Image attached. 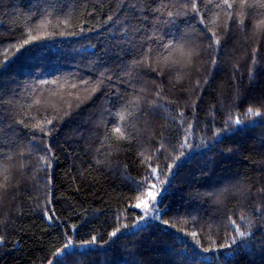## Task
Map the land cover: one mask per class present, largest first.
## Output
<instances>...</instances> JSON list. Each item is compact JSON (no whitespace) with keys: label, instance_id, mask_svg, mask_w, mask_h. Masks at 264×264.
Segmentation results:
<instances>
[{"label":"trees","instance_id":"16d2710c","mask_svg":"<svg viewBox=\"0 0 264 264\" xmlns=\"http://www.w3.org/2000/svg\"><path fill=\"white\" fill-rule=\"evenodd\" d=\"M184 2L0 0V264H264V0H198L218 48ZM146 176L158 212L132 228ZM229 218L251 235L226 248Z\"/></svg>","mask_w":264,"mask_h":264},{"label":"snow or ice","instance_id":"6c2138e0","mask_svg":"<svg viewBox=\"0 0 264 264\" xmlns=\"http://www.w3.org/2000/svg\"><path fill=\"white\" fill-rule=\"evenodd\" d=\"M122 3H125L126 0H121ZM209 3H212V0H208ZM236 3V0H218V2L215 3V8L217 9H221L222 11H224V14L226 17L228 18H231L232 15H233V7H234V4ZM244 3H245V0H240L239 2V7H243L244 6ZM163 7H167V5H162ZM184 9H186L187 11L189 12H192V13H195L196 15H198L200 17L199 19V23L200 24H203L205 26V29H206V32L205 33H201L202 35L205 36V38L209 41V44H208V48H218V46L220 45V38L219 36L217 35V32L212 29V28H209L208 27V24H215L219 18V15L220 13L217 12L214 14V17L210 20L205 21V17L204 15H202L200 13V5L198 3V0H185V2L181 5ZM128 7L135 10L137 9V3H128ZM144 7L145 9L147 8V3L145 2L144 4ZM260 7L261 8H264V3L260 4ZM154 11L156 12H160L161 11V8L160 7H156L153 9ZM181 13L180 12H173L171 10H169L167 12V16L168 17H173L175 15H180ZM146 19V17H145ZM108 20H112V17L109 16L108 17ZM240 23L242 24L243 23V20L241 19ZM262 23H264V21H262ZM135 31H139L138 28L134 29ZM207 33H210V35H207ZM30 39L32 40H35V39H39V36H32ZM30 42V40H25L24 41V44H28ZM21 47H23V45H21ZM166 47H170L169 46H166ZM183 51V50H181ZM189 56L191 55V52L187 53ZM167 59V58H165ZM142 61H134L133 63H140ZM213 63H215V60L212 61ZM253 63H255V60L253 61ZM157 97L160 96V93L157 92L156 93ZM153 106H158V107H161L163 108L164 106L163 105H157L156 104V101H153L152 102ZM133 115V112L128 110V109H125L124 111H122L120 114H119V119L121 121H125L127 120L128 116H131ZM183 113L181 112L180 113V117L183 118ZM261 115H264L262 114L259 110H253V108H248L247 112L245 113V116H255V117H259ZM173 120L176 119V117H171ZM229 122H231L232 124H235V125H242V120L240 117H236L235 119L232 118V116L230 115L229 116V119L228 121H225L226 124H228ZM48 124H51L52 122L49 120L47 121ZM183 124H184V121L183 119H181V126L183 127ZM34 127L36 128H40L41 131H43V127L40 125V124H37V125H34ZM191 129H192V125L189 123L187 124L186 127L183 128L184 132H185V136H184V140H183V143L180 145L181 148H184V147H187L189 146V136L191 135ZM112 135L115 137V139L117 140H125V139H130L131 136L130 134H126V131L125 130H122V128L120 126H117L115 127L113 130H112ZM217 136L219 135V133L216 134ZM164 148V145L163 143L161 144L160 148L157 149V151H161L162 149ZM141 155H143V153H141ZM181 155H183V153H181ZM9 159H11L12 157L9 156L8 157ZM152 159V157H146L145 160H150ZM177 159H179V157H177ZM40 161H43L44 164H46L47 166H50V160L46 157V156H41L39 158ZM143 162V161H142ZM24 165L22 164L21 167H23ZM7 169H3V170H0V176H3V179L4 181L6 182L8 180V177L7 175H5ZM150 175H154V176H157V179H159V176H158V171H157V168L156 167H151V172H150ZM149 181V177H144V183L140 185V187H144L145 190L143 192H141L139 195H137L136 197V203L134 205V207L136 208H140V209H143L145 215H147V213L149 212L150 208L152 207L153 204H155V202L157 201V196L159 195V189L157 188V185L156 184H149L148 183ZM160 183H163V181H160ZM0 187H3L6 189L7 187V184L4 183V184H0ZM138 191H139V188H138ZM261 191H264V189H261ZM48 203H50V201H48ZM51 211V215H49V212ZM257 212H260L261 209L258 207L256 209ZM44 215L45 217L47 218V220L52 223L55 219H56V216H55V212L52 211L51 209L49 208H46L45 211H44ZM144 217H141V219H143ZM241 220H244L245 217L242 215L240 217ZM229 223L234 227V230H235V235H233L231 237V243L229 244H226V245H222V247H226V248H231L232 245H235L237 243V239L240 238V239H244L246 237H248L249 235H251L250 232H248L247 230H241V227L240 225L233 219L229 218ZM75 227V226H73ZM123 227L127 228L128 225H123ZM120 232V228L117 227L115 231H113L111 233V236L115 237L117 235V233ZM193 236H196L197 234L195 232L192 233ZM96 242V237H92L91 240L89 241H85L84 242V245H92V244H95ZM72 241L71 240H68L62 249H58L57 252L55 253L56 256L58 257H61L64 255V252L66 249L72 247ZM212 249H204V251H211ZM231 255V253L229 254V256ZM227 259V257H226ZM49 264H52L51 261H49Z\"/></svg>","mask_w":264,"mask_h":264},{"label":"rangeland","instance_id":"374dc122","mask_svg":"<svg viewBox=\"0 0 264 264\" xmlns=\"http://www.w3.org/2000/svg\"><path fill=\"white\" fill-rule=\"evenodd\" d=\"M153 184V183H152ZM155 184V183H154ZM159 195L157 196V199L159 198ZM141 212H142V216L144 217L143 219H141V217L138 218V221L133 225L132 228H136L137 226L143 224L146 220L150 219L151 217L155 216V214L158 212V210L156 209L155 204L152 205V207L150 208L149 212L147 213V215H145L143 209L138 208ZM131 229V228H129Z\"/></svg>","mask_w":264,"mask_h":264}]
</instances>
